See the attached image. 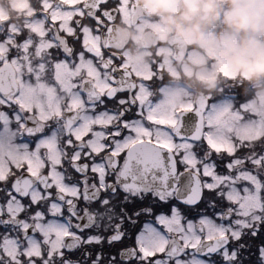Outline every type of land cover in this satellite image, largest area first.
Wrapping results in <instances>:
<instances>
[{
	"label": "snow or ice",
	"instance_id": "1",
	"mask_svg": "<svg viewBox=\"0 0 264 264\" xmlns=\"http://www.w3.org/2000/svg\"><path fill=\"white\" fill-rule=\"evenodd\" d=\"M128 3L0 0V264H264V103L130 70Z\"/></svg>",
	"mask_w": 264,
	"mask_h": 264
},
{
	"label": "clouds",
	"instance_id": "2",
	"mask_svg": "<svg viewBox=\"0 0 264 264\" xmlns=\"http://www.w3.org/2000/svg\"><path fill=\"white\" fill-rule=\"evenodd\" d=\"M155 17L145 42H159L175 61L173 80L193 99L212 93L222 73L264 79V0H140ZM123 38V37H121ZM175 73V75H173Z\"/></svg>",
	"mask_w": 264,
	"mask_h": 264
},
{
	"label": "flooded vegetation",
	"instance_id": "3",
	"mask_svg": "<svg viewBox=\"0 0 264 264\" xmlns=\"http://www.w3.org/2000/svg\"><path fill=\"white\" fill-rule=\"evenodd\" d=\"M155 21V17H149L144 13L140 0H129L127 10L123 15L113 19L111 31L106 34V39L112 48L124 57L129 69L133 72L147 73L159 67L161 69L159 75L163 76L165 85L174 90L186 89L187 85L182 79L173 80L169 75L175 65L172 56L165 58L159 42H145V37L155 30ZM222 76L214 92L220 90L230 92L237 103H244L252 96L256 97L257 103H264V79L252 81L243 79L239 75L230 77L228 73V78H225L223 74ZM161 86L157 82L154 87Z\"/></svg>",
	"mask_w": 264,
	"mask_h": 264
}]
</instances>
